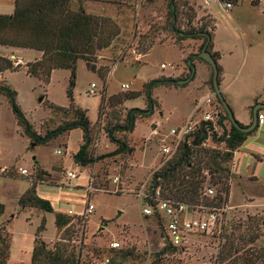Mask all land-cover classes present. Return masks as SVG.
Masks as SVG:
<instances>
[{
  "label": "rangeland",
  "instance_id": "obj_1",
  "mask_svg": "<svg viewBox=\"0 0 264 264\" xmlns=\"http://www.w3.org/2000/svg\"><path fill=\"white\" fill-rule=\"evenodd\" d=\"M188 1L197 12L194 22L187 27V16L179 10L175 31L171 27L167 0H72L70 3L73 10L82 8L86 14L107 21L108 30L114 34L109 46L92 58L104 80L88 70L83 60L77 62L74 104L85 110L89 121L95 124L103 99L96 131L97 127L99 131L110 122L123 120L131 109L144 111L138 116L134 131L125 134L129 150L124 155L103 158L87 168L77 166L72 157L81 145V130L51 140L47 146L32 148L6 99L0 97V169H5L3 175L18 176L5 178L0 174V204L4 209L0 224L1 227L6 225L12 242L9 264H30L34 235L43 218L45 230L41 238L49 248L53 247L62 232L55 227V213L71 217V228L66 236L73 239L75 245L84 234L82 258L86 261H93V253L98 249L108 250L111 242H118V251L126 256L118 258L117 264H153L156 260L160 264H214L211 259L215 257L217 242L211 232L192 235L181 255L160 254L167 247L160 223L143 216L144 207L139 202L140 193L147 190L152 173L162 162L161 147L169 143L166 135L189 119L196 101L210 94L204 86L210 79L209 66L196 61L194 79L186 87L154 88L153 113L148 110L144 95L120 102L131 92H142L144 85L152 80L187 78L190 64L187 59L200 53L203 41L180 40L176 31L200 29L204 23L202 17L208 15L200 9L206 1H210L208 12L216 23L212 18L205 24L208 31L214 32L213 49L221 55L219 64L228 70L220 91L236 121L245 123L254 99L264 97V15L261 8L244 3L223 15L218 12L214 0ZM163 64L167 65L165 69L161 68ZM69 81L70 72L65 70L54 71L48 85L28 76L22 69L6 73L0 79V83L5 82L16 92L17 104L41 136L71 120L69 113L52 108V105L68 107ZM91 84L95 85L93 95L88 94ZM125 84L129 86L127 91L122 90ZM201 118V114L195 117L196 120ZM156 122L160 123V134L153 136L151 127ZM247 143L264 146V136H251ZM59 150L62 154L57 155L55 152ZM114 150L115 146L100 130L91 149L93 157L99 158ZM236 160L238 170L232 179L235 181L226 206L227 218L245 220L247 214L264 217V156L241 149ZM36 165L45 172L37 193L50 202L53 213L21 210L20 196L16 200L17 194L35 179ZM20 169L26 170L28 175L22 176ZM68 172L77 174V178L70 180ZM115 178L118 184L113 183ZM91 179L95 184L89 195ZM88 202L94 206V211L84 228L78 220L84 224L81 218ZM255 246L264 249V236Z\"/></svg>",
  "mask_w": 264,
  "mask_h": 264
},
{
  "label": "trees",
  "instance_id": "obj_2",
  "mask_svg": "<svg viewBox=\"0 0 264 264\" xmlns=\"http://www.w3.org/2000/svg\"><path fill=\"white\" fill-rule=\"evenodd\" d=\"M72 0H16L14 11L11 15H0V46L6 48H18L35 51L41 54V58L27 63L26 74L36 78L43 84L48 85L53 71L65 70L70 72L69 87L67 89V108L52 105L53 109L64 111L71 115V120L60 124L53 131L44 136L36 133L31 123L26 119L16 101V92L5 82L0 83V97H4L17 120L22 134L29 140L30 146H47L64 134L74 130H81L82 142L73 155V161L81 168H87L98 160L106 157L124 155L128 152V143L125 134H131L138 116L144 114L140 109H131L126 112L123 120L110 122L103 129L105 137L115 146V150L99 158L93 157L91 149L100 132L95 130L101 118V104L98 109L97 122L92 124L87 112L74 104L73 89L76 79V65L83 60L88 70L96 73L102 80L104 76L96 69L92 58L102 49L109 46L114 34L108 30L107 21L86 14L82 8L73 10L70 6ZM81 1V0H80ZM149 2L153 0H148ZM169 6V17L172 30H176L179 10L187 16L191 26L196 17V10L188 0H167ZM212 17H202L204 22L200 29L188 31H176L180 40L201 39L202 47L207 44L206 51L209 52L218 69V82L220 67L218 65L219 54L213 52V33L207 29L205 22H210ZM213 21V20H212ZM213 23H216L213 21ZM215 31V30H214ZM182 34V35H181ZM202 49H200L201 52ZM203 62L209 66L210 79L205 82L210 92L215 95L213 87V70L211 66L198 55H191L187 62L189 74L191 67L195 68V62ZM186 62V63H187ZM15 61L9 57L0 55V76L4 73H12L21 70L22 66L14 65ZM195 70V69H194ZM195 76V73H194ZM193 78L190 80L192 81ZM172 78H159L144 85L142 92H131L123 96L120 102H126L145 96L148 110L153 113L154 101L152 90L158 86L182 88L185 85H177ZM215 104L219 109V118L216 123L200 121L195 130L183 137L174 154L167 161H162L159 167L152 173L147 190L145 191V204L152 207L156 205L153 200L156 192L161 200L170 201L175 204H183L190 212H210L221 210L228 204L230 194V183L234 176L231 173V162L234 153L244 144L247 138L258 129L259 125L251 133H243L235 129L227 116V113L215 95ZM257 102L254 103L256 105ZM253 107L250 108L252 116ZM264 112V111H261ZM146 114V113H145ZM240 124V123H239ZM242 127H246L240 124ZM124 136L120 137L119 135ZM223 147V148H222ZM36 165L35 179L29 181L28 189L18 198L21 210H35L42 213H53V208L48 200L42 199L37 193V186L42 183L44 171ZM17 178L14 174L5 175ZM93 181V185H94ZM213 189V195H206L207 189ZM0 211L3 206L0 205ZM55 227L61 231V237L49 248L41 238L45 230L44 218L36 229L30 264H94L103 255L110 257V264H117L118 258L123 259L126 254L120 253L119 249H98L93 253V261L82 258L83 236L79 244L66 236L68 228H71V217L61 213H55ZM150 218L160 223V229L167 243L160 254L172 255L183 254L185 248H175L168 242L164 232V220L157 213ZM78 220L85 228L87 220ZM75 233V231H71ZM204 235V234H203ZM216 239L217 250L212 263L214 264H264V249L255 247V243L264 236V217L260 215H246L245 220L228 219L226 212L222 213L221 220L216 229L211 233ZM11 236L6 225L0 227V264H8L10 257ZM159 254V255H160ZM157 255V259H158ZM153 264H160L159 260Z\"/></svg>",
  "mask_w": 264,
  "mask_h": 264
},
{
  "label": "built area",
  "instance_id": "obj_3",
  "mask_svg": "<svg viewBox=\"0 0 264 264\" xmlns=\"http://www.w3.org/2000/svg\"><path fill=\"white\" fill-rule=\"evenodd\" d=\"M217 4L218 12L226 15L235 7L242 5L244 3H249L252 7H259L262 10L264 15V0H214ZM210 6V1L204 2V5L200 7L201 10L206 11L208 14V9ZM210 15V14H208ZM167 65H161L162 69H165ZM95 85L91 84L89 95L95 94L94 89ZM123 91L129 90L127 84L122 86ZM215 95L209 94L201 101H198L194 108L193 112L189 119L181 127L172 128L166 138L169 140V143H164L161 147V156L162 161H167L174 154L178 145L180 144L183 137L192 133L195 130V127L200 121L216 123L219 118V109L215 104ZM205 107V109H204ZM201 114L202 118L196 120L195 117ZM264 123V114L262 112L258 113L257 125H262ZM151 127V133L153 136H158L160 123L156 122ZM57 155L62 154V152L56 151ZM20 174L27 176L28 172L26 170H19ZM67 177L71 179L77 178V174L73 172H68ZM93 180L91 179L88 186V194L90 195L93 191ZM118 178L113 180L114 184H118ZM213 189L209 188L206 190V195H213ZM139 202L144 207L142 210V215L145 217H151L154 213H157L164 220V232L165 236L172 247L175 248H186L187 242L192 235L195 234H206L213 232L221 220L222 213L226 212L227 208L221 210H212L208 212H190L188 207L183 204H175L170 201L161 200L158 192L155 193L153 200L156 202L154 207L145 204L144 198H146L145 191H142L139 195ZM94 211V206L88 202L86 209L83 213L82 220H87L88 216ZM197 214V216H193ZM69 215H73L69 212ZM110 249H120V244L118 242H111L109 244ZM110 257L108 255H103L99 260L95 261L94 264H110Z\"/></svg>",
  "mask_w": 264,
  "mask_h": 264
},
{
  "label": "crops",
  "instance_id": "obj_4",
  "mask_svg": "<svg viewBox=\"0 0 264 264\" xmlns=\"http://www.w3.org/2000/svg\"><path fill=\"white\" fill-rule=\"evenodd\" d=\"M15 1L16 0H0V15H11L12 13H13V11H14V6H15ZM243 5V4H242ZM239 6H241V5H239ZM239 6H237V7H239ZM237 7H235V8H237ZM234 8V9H235ZM208 14H210L209 12H208ZM210 16H211V14H210ZM212 17V16H211ZM213 18V20L215 21V19H214V17H212ZM216 22V21H215ZM215 28H216V26H215ZM213 50V52H217L218 54H219V59H218V65H219V67H220V69H221V71H220V76H219V88H221V86H222V80H223V76L224 75H226L227 73H228V70H227V68L225 67V66H222V65H220L219 64V61L221 60V55H220V53L218 52V51H216V50H214V49H212ZM25 54H27V56H31V59H27L26 58V56H25ZM29 54V55H28ZM31 54V55H30ZM0 55H3V56H6V57H9L10 59H12L13 61H17V65H21L22 66V70L23 71H25L26 70V68H25V66H26V64L27 63H31V62H34L35 60H38V59H40L41 58V54L40 53H38V52H35V51H31V50H25V49H18V48H6V47H1L0 46ZM26 72V71H25ZM54 72V71H53ZM52 72V73H53ZM6 73H4V74H2L1 76H0V79H1V77H3L4 75H5ZM204 86H205V88L208 90V92L211 94V92H210V90H209V88H208V86L206 85V83L204 84ZM221 93H222V91H221ZM223 96V95H222ZM224 97V96H223ZM224 99H225V97H224ZM225 101H226V99H225ZM255 102H257V103H264V97H262V96H260V97H257V98H255L254 99V103ZM196 103H197V101H196ZM227 103V102H226ZM195 105V104H194ZM254 106V104L252 105V106H249V117L247 118V120H246V122L245 123H241L242 125H244V126H248V125H250V123H251V120H252V116L250 115V108L251 107H253ZM231 109V108H230ZM233 113V112H232ZM263 114H264V112H262ZM259 134H261V135H263L264 136V123L262 124V125H259V127H258V129L256 130V132H254L252 135H250L249 137H251V136H257V135H259ZM249 137L247 138V140L244 142V144L234 153V157H233V160H232V162H231V173H232V175L235 177V173H236V171L238 170V162H237V156H238V154H239V152H240V150L241 149H243V150H246V151H249V152H251L252 154L253 153H257V154H259V155H262V156H264V146H258V145H255V144H253V143H247V141L249 140ZM5 170V169H4ZM4 170L3 169H0V174H1V176L2 177H5V178H7L6 176H4L2 173L4 172ZM23 176V175H22ZM235 181V180H234ZM234 181H231V183H230V188H231V185H232V183H234ZM28 187H29V185H28ZM28 187L25 189V190H23L22 192H20L19 194H17V196H16V200H17V198L19 197V196H21L27 189H28ZM230 195V194H229ZM1 205V204H0ZM3 212H4V209H3V211L1 212L0 211V217H2V215H3ZM1 225H2V223L0 224V227H1ZM262 238V237H261ZM260 238V239H261ZM259 241V240H258ZM257 241V242H258ZM256 242V243H257ZM255 243V244H256ZM256 247V246H255ZM12 242L10 241V257H9V260H8V264H9V261H10V259H11V257H12ZM32 249H33V245H32ZM32 249H31V252H32ZM31 252H30V258H31Z\"/></svg>",
  "mask_w": 264,
  "mask_h": 264
},
{
  "label": "water",
  "instance_id": "obj_5",
  "mask_svg": "<svg viewBox=\"0 0 264 264\" xmlns=\"http://www.w3.org/2000/svg\"><path fill=\"white\" fill-rule=\"evenodd\" d=\"M182 35V34H181ZM207 49V44L203 46L201 52L198 54L199 58H201L202 60H204L206 63H208L212 70H213V87H214V93L216 95V97L219 99L221 105L223 106V108L225 109L228 119L231 123V125L237 129L240 132L243 133H251L255 127L257 126V117H258V113L261 111H264V103H257L256 105H254L253 110H252V120L250 125L246 126V127H242L234 118V115L232 113V110L230 109V107L228 106V104L226 103L224 97L222 96V93L220 91L219 88V82H218V69H217V65L216 62L214 61L212 55L206 51ZM194 68L191 67V74L188 78L184 79V80H179L177 81V85H185L188 82H190V80L193 78L194 76Z\"/></svg>",
  "mask_w": 264,
  "mask_h": 264
}]
</instances>
